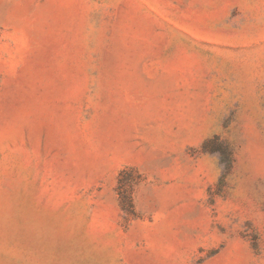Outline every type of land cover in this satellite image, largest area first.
<instances>
[{"label":"rangeland","instance_id":"rangeland-1","mask_svg":"<svg viewBox=\"0 0 264 264\" xmlns=\"http://www.w3.org/2000/svg\"><path fill=\"white\" fill-rule=\"evenodd\" d=\"M0 264H264V0H0Z\"/></svg>","mask_w":264,"mask_h":264}]
</instances>
